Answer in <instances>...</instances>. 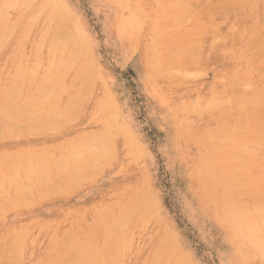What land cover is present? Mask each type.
Instances as JSON below:
<instances>
[{
    "label": "rangeland",
    "instance_id": "374dc122",
    "mask_svg": "<svg viewBox=\"0 0 264 264\" xmlns=\"http://www.w3.org/2000/svg\"><path fill=\"white\" fill-rule=\"evenodd\" d=\"M11 1L14 6L9 4V0H0L1 9V5L5 7L6 3L10 5L9 7L13 6L11 8L7 7L9 9L7 12L3 11L9 16H6L7 20L5 15L1 18L3 14L0 11V19L5 20L0 22V34L3 32L6 36L5 38L2 35L3 37L1 36L0 40V102L3 99L7 103L14 101L13 104L17 105L18 110L20 107L25 110L24 107L22 108L24 104L29 107L25 106L27 111L29 109L32 111L36 107L35 112L31 116L40 113L41 115L31 117L37 120L32 121L31 119L32 123L34 122L33 124L35 122L38 123L33 125V127L37 126V128L34 127L33 129L37 130L40 128L38 131L43 130L41 133L44 134L41 135V133L33 131L29 127L32 131L29 128L27 129L32 135L22 137V134H24L23 129L26 130V128L21 129L20 123L17 132L16 126L13 127L15 128L14 130L11 127L13 124L4 122L6 118L3 119L2 123L0 122L2 129L0 130V137L6 135L5 137L8 138L5 140L3 136L4 140L0 139V157L2 154L4 157L6 156V159L0 160V185L4 186L5 190L8 191L6 193L7 191H4V187L0 189V264H68V262H72V259L77 261V264H88L91 257L92 261H95V263L93 261V264H106L104 260L107 259V254L114 250L111 249V244L109 245L108 243L114 242H117L113 244L116 246V254L114 250L113 254L109 255H117L116 263L113 261L115 255L111 259L115 264H170L173 262L176 264V262L180 263L181 256L183 257V264H244L238 255L239 252L231 241L228 228L221 224L212 213L209 192L202 178L201 165L199 164L201 162L200 159L203 161V158L205 159L213 154L226 156L233 147L237 149L235 152L239 153L230 164L233 168L242 170L244 156H254L255 160L257 157L259 158L258 153L262 157L261 159L259 158L260 160H257V158V161H254L255 172L257 173L258 168L264 167V148L258 147L253 143H248V145L246 143L243 147L248 146L247 150L244 149V152H242L241 146L244 143L232 146L226 139H223L226 131L237 128L240 132H244L264 124V101L261 100L260 102L259 99L263 97L261 94L264 95V0H190V2L181 0L185 4H182L184 7L176 4L180 2L178 0L176 3H174L175 0H46L49 3H45V0ZM24 1L31 3L27 2L28 8L26 7L27 5L21 7ZM162 3L164 5H161ZM167 3H169V6ZM45 6L46 8H44ZM161 9L162 11H160ZM170 12L174 13V18H177H175L176 21H173L175 19ZM52 13L54 14L52 15ZM183 13L187 14V20L183 19ZM37 14H40L41 18H38ZM64 14L69 18L66 20L69 25L62 23L64 21L63 18H65ZM34 15L37 18H34ZM61 16L62 18H60ZM154 16H156L158 23H156ZM177 16L182 18L179 17L178 19ZM163 17L166 19H163ZM153 20L156 23L154 26H152ZM37 22L40 23L38 24ZM61 23L63 26L66 24L69 27H62ZM46 25H49L50 28ZM57 26L59 28L61 26L62 30L60 31H63V28H67L66 31L69 29L66 33L65 31H63L64 33L61 32L63 39L67 35L73 34V32L75 38L72 37L68 41L67 38L69 37L67 36V44H65V41H63L64 43L55 41V43H59L56 49L55 43L53 44L52 42L53 37H50V32L56 28L58 30ZM4 28L8 30L9 36L6 35V32V34L4 33ZM11 28H15L14 31ZM154 28L155 30H153ZM44 30L47 31L45 32ZM9 31L13 32L9 34ZM153 31L154 33L157 31V37ZM187 34H189V37ZM151 36L153 40L156 38L154 40L156 45L157 43L161 45H157L159 48L155 47V43L152 45L150 42L153 41ZM40 40L43 43L42 51L40 50L42 52L41 56L40 53H37L39 51L38 48H41L39 46L41 45ZM77 40L80 45L84 46L82 48L83 50L85 49L84 54L81 53V46ZM71 43L75 44L76 48L73 49L74 46ZM52 45H54V49H59L56 51L55 57L52 55L54 50L51 47ZM153 46L155 47V53L153 52ZM48 47L52 49L50 50ZM77 47L80 54L78 50V53L75 50ZM161 48L165 51H162ZM188 48H193V50L189 52ZM60 49L64 51L63 55L62 51L59 53ZM72 49L76 51L75 54L71 51ZM175 49L178 51L175 52ZM156 50L158 53H156ZM69 53L72 55L70 56ZM175 53L178 55H175ZM73 55L77 57L74 56L73 58ZM157 55L160 63L157 62L159 61L158 58H155ZM59 56L61 59L64 58L62 59L63 65H60V62L57 63L58 60L60 61ZM34 58L35 61H33ZM37 58L41 61V65L36 62ZM76 58H79L78 61ZM51 62L52 64L53 62L55 63L54 67H51ZM66 62H70L68 63L69 65ZM34 63L40 65L38 69L36 68L38 66H35ZM46 63L50 64L47 65ZM56 63L62 67L60 68ZM18 64L21 67H18ZM162 64L165 67L167 66L166 69L165 67L163 68ZM68 66H70L71 70L69 68L67 72L66 67ZM30 71L31 73H36V78L32 76L34 74L31 75ZM55 71L58 72L56 73ZM167 71L169 74H167ZM84 72L86 74H83ZM40 73L42 75L47 73L46 75L50 81L46 75L44 77L46 76L47 78L42 81L44 77ZM23 75L26 76L23 78ZM31 76L34 77V80H30ZM79 76V80L76 81ZM231 76H234L233 81H231ZM237 76L240 80L236 79ZM23 79L24 82L22 81ZM59 79L64 81L60 80L61 83H59L58 87H54L55 91H53L51 86L57 85ZM237 80L242 83V86L241 83L238 84L236 82ZM37 81L38 83H43V85L40 83L39 85ZM45 81L46 83L48 82V85L44 84ZM72 81H76L73 86ZM29 82H32L31 85ZM22 83H24V86ZM235 83L238 85L235 86ZM217 84L218 86H215ZM13 85L18 87L19 91ZM37 85L42 87L45 85L44 88L46 90L52 89L53 92L50 93V96L48 95L50 100L45 99L48 91H44V88V90L39 87L36 88ZM224 85L227 86L224 87ZM230 86L232 88L235 86L238 92L236 93L235 89L232 91L229 88ZM216 87L217 90H214ZM15 88L19 94L22 92L21 96L17 94ZM37 89L39 91H36ZM229 89L232 95H229ZM249 94H258L260 97L256 96L257 98L253 100L250 98L255 96L249 97ZM6 95L11 100H8ZM19 96L20 99H17ZM58 96H60V100L57 99L59 98ZM210 98H214L212 101L216 102V104L219 101L218 105L221 102L223 104L225 101H231L230 105L229 103H224L223 105L221 104L222 106H217L218 110L216 104L214 107L213 102L209 100ZM72 99H75V101L73 100L72 102ZM256 99L259 100L256 101ZM28 100H32L33 103L31 102L30 105L29 101L28 104ZM68 102L70 108L67 107ZM208 102L213 108L206 106L209 104ZM6 104H0L3 110L11 107H6ZM239 105L241 106L239 107ZM64 107L69 109L67 110L69 113H66L65 116H63L65 113ZM192 107H194L195 113L194 111L192 112ZM21 109L20 111H22ZM46 111L49 112L47 113ZM57 111L59 114L56 113ZM74 111L78 114L75 117L72 115ZM0 112H2L1 109ZM52 112L55 115H52ZM59 115L61 119L58 121L60 123H63V119L71 121H64L66 125L63 124V127L58 130L59 127H55V124L59 125V122L56 120L57 122L55 121V123L54 118L55 116L58 118ZM16 116V121H14L16 117L15 119L13 118L14 116L12 117L16 125L21 120L23 125H27L30 121L27 119L30 115L25 116L29 120L28 122L24 121L26 120L24 117V119H19L18 121V117L21 116ZM46 116L47 120L49 119L48 116L50 118L53 116L52 119L55 123L53 128L51 123H48V125H51L48 127L44 120ZM40 119L45 122L40 124L42 121ZM48 122L51 121L48 120ZM39 124L42 127H38ZM29 125L31 124L29 123ZM7 126L11 128L6 129ZM49 128H52L53 131L56 130V132L49 131L51 130ZM215 128L217 131L214 130ZM101 129L104 130L100 132L99 130ZM117 129H119L118 132ZM44 131L52 134L46 135ZM12 132L17 134L21 132L22 134L19 136L15 133L11 135ZM34 132L39 135H35ZM102 132L104 136L101 134ZM108 133L113 137L116 135L115 140H113L115 145L112 140V144L108 143L112 139ZM95 135H98L97 137L100 139L96 138ZM207 135L212 136L209 139L210 141H207L209 138ZM93 136L97 141L104 140L101 143L106 145L101 146L98 143L100 141L96 142V140V144L91 143L89 140ZM216 138L218 141H222L216 144ZM108 139L109 141L107 142ZM80 140L82 145H80ZM73 145L84 154L81 157L80 151L77 150L80 154H78L76 159L79 158L78 162L81 170V173L79 172L80 175L79 173L77 175L82 176L81 179L78 176L75 179L70 176L67 179L69 183L66 182L62 185H60V182L55 183L57 180L52 179L54 183L50 179L47 181L52 186H54L53 184H58L56 186L58 187L57 191L60 190L61 195L58 194L59 192L56 194L53 191L55 193L54 196L46 197L45 195H50L52 191L45 190L43 192V188L36 187L38 184L37 179L30 183L32 184V191L28 189L30 184L27 188L28 191H26L28 193L31 191L33 195L32 193L28 195L25 191L24 193L21 192L23 191L22 187H20L19 194H17L15 189L18 187L10 185L9 190V184L3 181L5 179L4 174L7 176L11 172L10 168L12 171L16 169L25 171V169H32L33 167L36 172L39 171L36 162L43 160L46 163L47 158L48 164H46L50 168L47 166L48 169L46 171H49L53 167L52 164L55 159L58 160L64 157L68 160L70 154H72L70 153V148H75ZM85 145H88L87 147L91 146V150H95L96 146V149L105 148L108 155L103 158L102 154L105 151L101 149L102 154H100L99 149L96 151V155L99 158L95 162L100 164L96 165L94 163L98 166L96 167L91 163L96 167L95 171L91 170L90 166L92 157L95 159V151H92L93 155L91 153H86L88 155H85V149L81 148ZM93 145L96 146L93 147ZM110 145L114 148L111 149ZM60 147L62 149L61 152L65 155L63 157L60 154ZM107 149L109 152H107ZM44 150L48 152L47 157L45 156L47 153L45 154ZM86 150L88 152L89 149ZM42 151L44 155H42ZM13 152H15V155H13ZM28 152L34 154H31V156ZM256 152H258L257 156L254 155ZM50 155L53 156L50 157ZM8 156L12 157L14 160L12 163H15V165L9 164L11 159ZM86 156H89L91 160L89 161ZM83 157L89 162L88 166H86L89 170L86 175L84 166L81 168V160L82 162L85 160L82 159ZM109 158L111 160H108ZM237 158L243 159L241 161ZM24 160H26V163ZM27 160H31L28 162L29 164ZM11 165L15 167L12 168ZM23 167L25 168L22 169ZM77 182L79 183L78 187H76ZM71 184L73 190H70ZM74 184L75 186H73ZM49 186L48 188H51ZM59 186L62 189H59ZM36 188L40 192V197ZM41 195L46 197V199L41 197ZM139 198L141 199L140 201H138ZM131 200L135 204H132ZM129 201L130 204H127ZM138 202L142 205H139ZM136 204L139 205V208ZM134 205L137 209L134 208ZM150 208L153 209V212ZM132 210L136 211L133 212ZM122 211L124 215L127 213L125 216H132L131 221L126 217L128 222L130 221V224L126 226L125 224L128 222L123 219L125 216H123ZM148 217L149 219H147ZM100 218H103L101 219L103 221H100ZM116 219L118 222H116ZM123 220L127 223H124ZM98 221H100V224H98ZM112 224L119 227L115 226L114 228ZM109 229L113 232L112 234ZM118 230L121 232L118 233L119 236H115ZM166 233L168 234L166 235ZM105 237H107L108 242ZM115 237L118 238L116 239ZM72 238L75 240L72 241ZM110 239L113 242H109ZM72 242H75V244H71ZM67 245H74V249L76 248L75 250L78 251L80 248L86 247V249H83V253H81L82 249H80L79 253L76 251L75 255L73 253L74 249L73 251L70 250L72 247L70 246L71 248H69ZM121 245L122 248H120ZM126 245L129 249L125 247ZM108 249L109 252L106 254ZM67 250L70 253H67ZM71 251L75 257L71 256ZM85 251L86 253H84ZM102 251L106 256L102 254ZM66 253L69 255L68 257H66ZM77 255L84 258L82 260L74 259L76 257L81 258ZM152 255L154 256L152 257ZM63 258L65 261L62 260ZM108 258L111 257L108 256ZM177 258L180 259L178 260ZM111 260L109 259L107 262ZM75 261L73 262L75 263ZM92 261L89 264H92Z\"/></svg>",
    "mask_w": 264,
    "mask_h": 264
},
{
    "label": "bare ground",
    "instance_id": "6f19581e",
    "mask_svg": "<svg viewBox=\"0 0 264 264\" xmlns=\"http://www.w3.org/2000/svg\"><path fill=\"white\" fill-rule=\"evenodd\" d=\"M46 1V0H45ZM44 1V2H45ZM52 1V0H51ZM156 1H158V0H156ZM178 1H180V2H177V0H175V2L174 3H176L177 5H181V6H183L184 7V2L183 1H189L190 2V0H183V1H181V0H178ZM244 1V0H243ZM8 2V1H7ZM25 3H27V2H29V1H24ZM23 2V4H22V6L21 7H23V6H25V5H27L26 7L28 8V3L27 4H25ZM39 2V1H38ZM43 2V3H44ZM169 2V1H168ZM183 2V3H182ZM14 3H16V1H14ZM30 3V2H29ZM42 3V2H41ZM45 3H49V2H45ZM164 3V2H163ZM161 4V5H164V4ZM171 3V2H170ZM180 3V4H179ZM187 3V2H186ZM6 4H7V6H6ZM5 4V7H6V9H4L5 7H3L2 5H1V7H2V9L0 8V11H2V14H3V16L1 17V14H0V17L1 18H3L4 17V15H5V19L7 18V17H9L8 15H7V13H3V11L4 12H7V10H9L8 8H11V7H13L14 6V4H12V1L11 0H9V4H11V5H13V6H11V7H9L10 5H8V3H6ZM18 4V3H17ZM31 4V3H30ZM182 4H184V5H182ZM189 4V3H188ZM49 5V4H48ZM167 5L169 6V3H167ZM167 5H165L166 6V8H168L167 7ZM42 6V5H41ZM44 6V5H43ZM47 6V5H46ZM46 6L44 7V8H46ZM50 6V5H49ZM49 6H47V7H49ZM155 6H157V5H155ZM173 6V5H172ZM171 6V7H172ZM8 7V8H7ZM33 7V6H32ZM31 7V8H32ZM51 7V6H50ZM163 7V6H162ZM174 7V6H173ZM43 8V9H44ZM53 8V7H52ZM157 8H158V6H157ZM177 8V7H176ZM4 9V10H3ZM14 9H15V7H14ZM24 9V8H23ZM40 9H42V8H40ZM48 9V8H47ZM126 9V8H125ZM163 9V8H162ZM162 9L160 10V11H162ZM165 9V8H164ZM214 9V8H213ZM6 10V11H5ZM37 10H38V8H37ZM46 10V9H45ZM44 10V11H45ZM50 10V9H49ZM48 10V11H49ZM122 10H123V8H122ZM166 10V9H165ZM165 10H164V12H165ZM178 10H179V8H178ZM203 10H204V8H203ZM231 10V9H230ZM34 11V10H33ZM43 11V12H44ZM51 11V10H50ZM159 11V12H160ZM167 11V10H166ZM173 11V10H172ZM43 12H42V14H43ZM59 12V11H58ZM178 12V11H177ZM55 13V12H54ZM54 13H52V15L54 14ZM145 13V12H144ZM143 13V14H144ZM161 13V12H160ZM170 13H172V12H170ZM58 14V13H57ZM56 14V15H57ZM117 14H118V12H117ZM32 15V14H31ZM51 15V14H50ZM65 15V14H64ZM159 15V14H158ZM165 15V14H164ZM163 15V16H164ZM167 15V14H166ZM171 15H173L172 17L174 18V13H172ZM184 15V16H183ZM7 16V17H6ZM35 16V15H34ZM33 16V17H34ZM37 16H38V18H41L40 17V14H37ZM37 16H35L34 18H37ZM45 16V15H44ZM43 16V17H44ZM160 16V15H159ZM182 16H183V19L184 20H187V18H188V16H187V14L185 15V13H183L182 14ZM56 17H59V16H56ZM67 17V18H66ZM150 17V16H149ZM155 17V19H156V16H154ZM167 18H168V16H166ZM178 17V19H179V17L180 16H177ZM47 18V17H46ZM60 18H62V16L60 17ZM130 18V17H129ZM176 18V17H175ZM174 18V19H175ZM180 18H182V17H180ZM192 18V17H191ZM190 18V19H191ZM214 18V17H213ZM29 19V18H28ZM49 19V18H48ZM48 19H46V20H48ZM64 19V21L62 22V23H66V24H68L67 22L68 21H66V20H68L69 18H68V16H66L65 15V18H63ZM163 19H166V18H164L163 17ZM177 19V18H176ZM176 19L175 20H173V21H176ZM193 19V18H192ZM243 19V18H242ZM7 20V19H6ZM29 20H33V19H29ZM37 20H39V19H37ZM54 20V19H53ZM259 20V19H258ZM264 20V19H263ZM1 21H5V20H2V19H0V22ZM9 21V20H8ZM7 21V22H8ZM70 21V20H69ZM154 21L155 20H153V25L152 26H154L156 23H158V21H157V19H156V23H154ZM161 21V20H160ZM164 21H166V20H164ZM232 21V20H231ZM11 22V21H10ZM58 22H60V21H58ZM38 23V22H37ZM40 23V22H39ZM38 23V24H39ZM42 23V22H41ZM44 23V22H43ZM48 23H49V21H48ZM62 23H61V26L62 27H65L66 26V24H65V26H63L62 25ZM70 23V22H69ZM173 23V22H172ZM176 23V22H175ZM6 24V23H5ZM9 24V23H8ZM32 24V23H31ZM59 24V23H58ZM233 24H235V23H233ZM10 25V24H9ZM69 25V24H68ZM3 26V25H2ZM26 26V25H25ZM43 26V25H42ZM47 26V25H46ZM49 26V25H48ZM47 26V27H48ZM50 26H51V24H50ZM50 26H49V28H50ZM61 26H60V28L58 27V30H57V28L55 29V30H53V31H51L50 32V34H51V36L50 37H53V44L55 43V41H60L61 43H64L63 41H65V44H67V40L68 41H70V39L72 38V37H74L73 36V34H74V32H73V34H69V38H67V36L65 37V39H63L62 38V33L61 32H63V31H65V33L69 30H67L66 31V29L69 27V26H66L67 28L65 29V28H63V31H60V30H62L61 29ZM71 26V25H70ZM132 26V25H131ZM151 26V27H152ZM4 27V26H3ZM2 27V28H3ZM8 27V26H7ZM27 27H28V25H27ZM35 27V26H34ZM54 27V26H53ZM9 28V27H8ZM42 28V27H41ZM44 28H45V25H44ZM44 28H42V29H44ZM11 29H13V31H14V29L15 28H11ZM11 29H9V30H11ZM28 29V28H27ZM71 29V28H70ZM5 30H7V29H5L4 28V33L6 32H8V30L7 31H5ZM47 30H49V29H47ZM46 30V31H47ZM153 30H155V28L153 29ZM2 31V30H1ZM12 31V32H13ZM45 31V30H44ZM45 31V32H46ZM73 31V30H72ZM164 31V30H163ZM165 31H167V30H165ZM216 31V30H215ZM263 31H264V29H263ZM12 32H10L9 31V34H11ZM70 32V31H69ZM137 32V31H136ZM158 32H159V30H158ZM232 32V31H231ZM5 33V34H6ZM48 34H49V32H47ZM47 33H45L46 35H47ZM64 33V32H63ZM153 33H154V31H153ZM161 33V32H160ZM220 33V32H219ZM22 34V33H21ZM42 34V33H41ZM68 34V33H67ZM133 34V33H132ZM155 35H156V37H157V31H156V33H154ZM213 34H215V33H213ZM2 35H4L3 34V32H2V34H0V40H1V36ZM7 36H9L8 35V33L6 34ZM44 35V34H43ZM64 35V34H63ZM189 34H187V36H188ZM217 35V34H216ZM264 35V34H263ZM5 36V35H4ZM76 36V35H75ZM154 36V35H153ZM159 36H160V34H159ZM225 36V35H224ZM3 37V36H2ZM38 37V36H37ZM40 37H42L41 35H40ZM44 37L46 38V36L44 35ZM64 37V36H63ZM77 37V36H76ZM155 37V36H154ZM189 37V36H188ZM264 37V36H263ZM262 37V38H263ZM5 38H6V36H5ZM43 38V37H42ZM44 38V39H45ZM66 38H67V40H66ZM75 38V37H74ZM160 38H162V37H160ZM219 38V37H218ZM224 38V37H223ZM4 39V38H3ZM8 39V38H7ZM7 39H5V40H7ZM43 39V40H44ZM51 39V38H50ZM61 39H63V40H61ZM151 39H152V36H151ZM156 38H154V40H155ZM153 40V39H152ZM153 40V41H154ZM260 40V39H259ZM4 41V40H3ZM37 41V40H36ZM35 41V42H36ZM41 41V40H40ZM76 41V40H75ZM75 41H74V43H75ZM153 41H150L151 43H152V45L155 43V41L153 42ZM44 43H45V41H43ZM77 42H78V44H79V41L77 40ZM77 42L75 43V44H77ZM160 42V41H159ZM183 42V41H182ZM260 42V41H259ZM1 43H2V41H1ZM50 43V42H49ZM150 43V44H151ZM161 43V42H160ZM255 43V42H254ZM41 45H39V46H41V48L39 47L38 49H39V51L37 52L38 54L40 53V56H41V49H42V46H43V43H42V41H41V43H40ZM57 44L59 45V43H55L54 45H55V47L57 46ZM72 44V46H74L73 47V49L74 48H76L75 46V44L73 45V43H71ZM51 45V44H50ZM54 45H52L51 47L54 49ZM80 45V44H79ZM78 45V46H79ZM155 45H156V43H155ZM154 45V46H155ZM157 45H158V43H157ZM155 46L156 48L158 47V46H161V45H158V46ZM212 45V44H211ZM248 45V44H247ZM0 46H1V44H0ZM49 46V45H48ZM81 46V53H83L84 52V50L82 49V48H84V46L83 45H80ZM79 46V47H80ZM83 46V47H82ZM153 46V52L155 51V47ZM163 46H164V44H163ZM252 46V45H251ZM58 47V46H57ZM57 47H56V49H57ZM60 47V46H59ZM62 47V46H61ZM256 47V46H255ZM49 48V47H48ZM51 48V49H52ZM72 48V47H71ZM159 48V47H158ZM214 48H215V45H214ZM213 48V49H214ZM1 49V48H0ZM35 49H36V44H35ZM34 49V50H35ZM46 49H47V47H46ZM50 49V48H49ZM49 49H48V51H49ZM50 49V50H51ZM56 49H54L53 50V52H52V55L55 57V55H56V51H58V50H56ZM71 50L74 54H75V52L78 50V47H77V49H75L76 51H74V50ZM184 49V48H183ZM189 49V48H188ZM187 49V50H188ZM195 49V48H194ZM254 49V48H253ZM41 50V51H40ZM159 50V49H158ZM161 50H162V48H161ZM164 50V49H163ZM162 50V51H163ZM193 50V48H191V49H189L188 51L190 52V51H192ZM33 51V50H32ZM61 51H62V55H63V50L62 49H60V52L59 53H61ZM70 51V50H69ZM79 51V50H78ZM78 51H77V53H78ZM87 51V50H86ZM157 51V50H156ZM165 51V50H164ZM176 51H178V50H176L175 49V52ZM185 51V50H184ZM34 52V51H33ZM160 52V51H159ZM168 52V51H167ZM186 52V51H185ZM194 52V51H193ZM193 52H191L192 54H193ZM211 52V51H210ZM35 53V52H34ZM50 53H51V51H50ZM155 53V52H154ZM156 53H158V51L156 52ZM174 53V52H173ZM186 53H188V52H186ZM195 53V52H194ZM243 53V52H242ZM241 53V54H242ZM70 54V53H69ZM69 54H68V56H69ZM79 54H80V51H79ZM79 54H77V55H79ZM84 54V53H83ZM160 54V53H159ZM158 54V55H159ZM172 54V53H171ZM179 54H181V53H179ZM192 54H191V56H192ZM46 55V54H45ZM61 55V54H60ZM61 55V56H62ZM72 54H70V56H71ZM157 55V57L155 56V58H158L159 56ZM174 55V54H173ZM175 55H178V54H176L175 53ZM194 55V54H193ZM209 55V54H208ZM242 55H244V54H242ZM34 56V55H33ZM37 56V55H36ZM49 56V55H48ZM53 56H52V58H53ZM57 56H58V54H57ZM67 56V57H68ZM74 56L75 55H73V58H74ZM80 56V55H79ZM83 56V55H82ZM171 56V55H170ZM60 57V56H59ZM63 57V56H62ZM75 57H77V56H75ZM252 57V56H251ZM47 58V57H46ZM69 58H71V57H69ZM69 58H67V59H69ZM72 58V59H73ZM81 58V57H80ZM88 58H90V57H88ZM41 59V58H40ZM55 59V58H54ZM57 60H58V58H56ZM62 59H64V58H62ZM61 59V57H60V61L58 60L57 61V63H59L60 65H63L62 63H63V60ZM77 59V58H76ZM79 59V58H78ZM78 59H77V61H78ZM91 59V58H90ZM48 60H49V58H48ZM48 60H47V62H48ZM53 60V59H52ZM153 60V59H152ZM158 60L159 61H157L156 59H155V61H157V62H159L160 63V59L158 58ZM183 60V59H182ZM21 61H22V59H21ZM21 61H20V64H21ZM33 61H35V58H34V60ZM62 61V62H61ZM70 61V60H69ZM73 61V60H72ZM71 61V62H72ZM37 63H40L41 61H39L38 60V58H37V61H36ZM50 62V61H49ZM55 62V61H54ZM53 62V64H52V62H51V67H54V63ZM74 62V61H73ZM152 62V61H151ZM156 62V63H157ZM35 64V66H38V67H36L37 69L39 68V66L41 65V63H40V65H38V64ZM56 63V64H57ZM67 63V62H66ZM68 63H70V62H68ZM67 63V64H68ZM76 63V62H75ZM170 63V62H169ZM20 64H18L19 66L18 67H21V65ZM47 64V63H46ZM48 64H50V63H48ZM47 64V65H48ZM66 64V65H67ZM154 64V63H153ZM33 65V64H32ZM53 65V66H52ZM58 65V64H57ZM60 65H58V66H60ZM64 65H65V63H64ZM69 65V64H68ZM157 65H158V63H157ZM165 65H166V63H165ZM165 65L163 66V64H162V66H163V68L165 67ZM168 65H170V64H168ZM34 66V67H35ZM72 66V65H71ZM73 66H74V64H73ZM159 66V65H158ZM17 67V68H18ZM32 67V66H31ZM48 67V66H47ZM51 67H49L50 69H51ZM62 66H60V68H61ZM160 67H161V65H160ZM167 67V66H166ZM166 67H165V69H166ZM41 68V67H40ZM44 68V67H43ZM58 68V67H57ZM56 68V69H57ZM63 68H65V67H63ZM67 68V72H68V69L70 68V66H68V67H66ZM84 68H85V65H84ZM87 68H89V67H87ZM20 69V68H19ZM25 69H27V68H25ZM29 69V68H28ZM50 69H48V70H50ZM53 69H55V68H53ZM11 70V69H10ZM15 70V69H14ZM18 70V69H17ZM16 70V71H17ZM59 70V69H58ZM70 70H71V68H70ZM69 70V71H70ZM32 71V70H31ZM31 71H30V73H31ZM34 71V70H33ZM46 71V70H45ZM85 71H86V69H85ZM159 71V70H158ZM169 71H171V70H169ZM35 72V71H34ZM34 72H32L31 73V75L32 74H34V75H32V76H35V78H36V73H34ZM52 72V71H51ZM56 72V71H55ZM58 72V71H57ZM56 72V73H57ZM168 72V71H167ZM17 73H18V71H17ZM22 73V72H21ZM29 73V74H30ZM50 73V72H49ZM16 74V73H15ZM41 74V73H40ZM44 75H46L47 73H43ZM83 74H86L85 72L83 73ZM167 74H169V72L167 73ZM166 73H165V75H167ZM172 74V73H171ZM19 75H20V73H19ZM42 75V74H41ZM44 75H42V77H44ZM54 75V74H53ZM52 75V76H53ZM56 75V74H55ZM59 75V74H58ZM160 75H162V74H160ZM21 76V75H20ZM24 76H26V75H23L22 77L24 78ZM30 77L31 79L30 80H34V77ZM47 76V75H46ZM44 77V78H42V81H44L43 79H46L47 77ZM81 76H82V74H81ZM163 76V75H162ZM169 76V75H168ZM168 76H167V78H168ZM235 76V75H234ZM234 76L232 77H230V78H232V80L231 81H233L234 79ZM21 77V78H22ZM62 77V76H61ZM160 77V76H159ZM241 77V76H240ZM13 78V77H12ZM33 78V79H32ZM53 78H54V76H53ZM79 78H80V76L78 77V79L76 78V81L77 80H79ZM181 78V77H180ZM229 78V79H230ZM236 78V77H235ZM82 79H83V77H82ZM236 79H238V80H240L239 78H238V76H237V78ZM20 80V79H19ZM36 80V79H35ZM39 80H40V78H39ZM48 80H49V77H48ZM48 80H46V81H48ZM53 80V79H52ZM60 80L61 79H59V82L57 83V85L55 84V83H53V84H55V85H53V87L51 86V88H53V91H55L54 90V87H58V85H59V83H61L60 82ZM238 80L236 81V82H238ZM245 80H247V79H245ZM14 81H15V77H14ZM23 82H24V79L22 80ZM46 81L44 82V84L45 85H48V82L46 83ZM50 81V80H49ZM61 81H64L63 79L61 80ZM76 81H74V82H76ZM217 81V80H216ZM242 82H244L243 80H241ZM32 82H34V81H32ZM32 82H29L30 83V85H31V83ZM54 82V81H53ZM73 82V81H72ZM72 83V86H73V84H75V83ZM179 82V81H178ZM235 82V81H234ZM233 82V83H234ZM245 82H247V81H245ZM15 83V82H14ZM37 83H38V81H37ZM40 84H41V82H39ZM38 83V84H39ZM217 83V82H216ZM228 83V82H227ZM226 83V84H227ZM239 83H241V82H238V84ZM23 84V86H24V83H22ZM22 84H21V86H22ZM39 84V85H40ZM91 84V83H90ZM231 84V83H230ZM236 85L235 86H237L238 84L237 83H235ZM29 85V86H30ZM41 85H43V83L41 84ZM44 85V86H45ZM228 85V84H227ZM227 85H224V87L225 86H227ZM15 85H13V87H14ZM44 86L42 87V86H38L37 85V87L36 88H42L41 90H44L45 88H44ZM71 86V87H72ZM215 86H218V84L217 85H215ZM235 86H234V88H232L231 86L229 87L232 91L235 89ZM241 86H242V83H241ZM256 86V85H255ZM258 86V85H257ZM12 87V86H11ZM16 87V86H15ZM50 87V86H49ZM61 87V86H60ZM70 87V88H71ZM149 87V86H148ZM17 89H18V87H16ZM16 88H15V90H16ZM23 88V87H22ZM44 88V89H43ZM50 88V89H51ZM84 88V87H83ZM220 88H222V87H220ZM241 88V87H240ZM13 89V88H12ZM49 89V88H48ZM44 90V91H48L47 93V98H45L44 96V98L45 99H48V100H50V98L48 97V95L50 96L51 94V92H53L52 91V89L51 90ZM56 89V88H55ZM228 89V88H227ZM228 90L229 92H230V94L229 95H232L231 94V90ZM237 89V88H236ZM236 89H235V91H236ZM256 89H258V87H256ZM14 90V91H15ZM27 90H29V89H27ZM57 90V89H56ZM90 90V89H89ZM214 90H217V87H216V89H214ZM17 91V90H16ZM18 91H19V89H18ZM17 91V94H19V92ZM20 91H22V90H20ZM36 91H39V89H37ZM43 91V92H44ZM253 91V90H252ZM260 91V90H259ZM42 92V91H41ZM62 92H64V90H62ZM61 91H60V93H62ZM238 91H236V93H237ZM240 93H241V91H239ZM243 92V91H242ZM261 92H263L262 90H261ZM11 93V92H10ZM15 93V92H14ZM88 93V92H87ZM156 93V92H155ZM226 93H227V91H226ZM240 93H239V97H240ZM63 94V93H62ZM228 94V93H227ZM0 95H1V93H0ZM20 96L22 95V92H21V94H19ZM245 95V94H244ZM8 96H9V94H8ZM8 96L6 95V97H7V99L8 100H11V99H9L8 98ZM15 96V95H14ZM17 96V95H16ZM20 96L19 97H17V99H20ZM77 96H79V95H77ZM76 96V97H77ZM84 96V95H83ZM234 96V95H233ZM253 96H255V97H253ZM259 98L260 96L258 95V94H256V95H254V94H249V97H253V98H250V99H255V98H257V97ZM261 96H263V97H260L259 99H260V102H261V100L262 101H264V95L263 94H261ZM53 97V96H52ZM51 97V98H52ZM59 98H57L58 100H60L61 98H60V96H58ZM216 97V96H215ZM236 97V96H235ZM28 98H30V97H28ZM27 98V99H28ZM33 98V97H32ZM31 98V99H32ZM78 98H80V96L78 97ZM262 98V99H261ZM3 99V98H2ZM34 99V98H33ZM32 99V100H33ZM37 99V98H36ZM43 99V98H42ZM41 99V100H42ZM77 99V98H76ZM111 99V98H110ZM171 99V98H170ZM214 98H210L209 100H213ZM240 99H241V97H240ZM258 99V100H259ZM6 100V99H5ZM32 100H28L27 101V103L29 104V101H30V105H31V102H32ZM47 100V101H48ZM73 100L75 101V99H72L71 101L73 102ZM231 100H232V97H231ZM230 100V101H231ZM257 99H256V101H258ZM3 101H4V99H3ZM2 101V102H3ZM12 101H13V98H12ZM19 101V100H18ZM34 101V100H33ZM37 101V100H36ZM35 101V102H36ZM39 101V100H38ZM84 101V100H83ZM210 101V102H211ZM215 101V100H214ZM223 101V100H222ZM228 101V100H227ZM230 101L229 102H223V104L224 103H229V105H230ZM0 102V104L2 105H4V104H6L7 102ZM14 102V101H13ZM13 102H11L10 103V101H9V103H7L6 104V107H8V106H11V107H9V108H7V109H4L3 110V108H2V106L0 105V109L2 110V112H4V113H2V112H0V115H2L1 117H0V122L2 123L4 120L3 119H5L6 121H4V122H8V123H10V124H13V126H11L12 127V129H14L15 130V128H13V127H15L16 126V131L18 130V126H20V124H21V129H23V128H26V130L25 129H23V133L24 134H22L21 132H20V134H17V133H15V132H12V134L11 135H13L14 133L17 135V136H19V135H21L22 134V137L24 136V137H26V136H29L30 134L32 135V133L30 132L29 133V129L30 128H37V126H34L33 127V125H36V123L37 122H35V124H33L32 123V121H35L36 120V118H31V117H33L34 115H36L37 117L38 116H40L41 115V113L40 114H33V116H31L32 115V113H34L35 112V110H36V107H35V109H33L32 111H30L31 109H29L28 111H27V109H26V107L27 108H29L28 107V105H25L24 104V106H22V108L24 107L25 108V110H22L21 109V107L19 108V110L17 109L18 107H16L14 104H13ZM40 102V101H39ZM46 102V101H45ZM70 102V101H69ZM69 102H68V106L67 107H69L70 108V106H69ZM72 102H70V103H72ZM77 102V101H76ZM78 102H79V99H78ZM213 102V101H212ZM33 103V102H32ZM47 103V102H46ZM45 103V104H46ZM84 103V102H83ZM82 103V104H83ZM197 103V102H196ZM209 103V102H208ZM255 103V102H254ZM11 104V105H10ZM12 104H13V106H12ZM43 104H44V102H43ZM77 104V103H76ZM80 104H81V102H80ZM183 104V103H182ZM194 104V103H193ZM192 104V105H193ZM198 104V103H197ZM213 104H214V107H215V104H216V102L214 103L213 102ZM219 104V101H218V103L216 104V108L219 110V108L217 107V106H220L221 104H222V102H221V104L220 105H218ZM222 104V105H223ZM245 104V103H244ZM22 105H23V103H22ZM199 105V104H198ZM221 105V106H222ZM246 105V104H245ZM244 105V106H245ZM26 106V107H25ZM51 106V105H50ZM49 106V107H50ZM187 106V105H186ZM207 107L208 106H210V108L212 107L213 108V106H211L210 105V103L208 104V105H206ZM237 106H238V104H237ZM241 105H239V107H240ZM14 107V108H13ZM15 107H16V109H15ZM67 107L65 108V113L64 112H61V113H64V115L63 116H65V114L66 113H69V112H67V110H69V109H67ZM82 107V106H81ZM168 107V106H167ZM229 107V106H228ZM31 108V107H30ZM40 108V107H39ZM75 108H77V107H75ZM205 108V107H204ZM209 108V109H210ZM20 109L24 112L23 114H22V111H20ZM192 109V112L194 111V107H192L191 108ZM44 110V109H43ZM48 110H49V108H48ZM186 110V109H185ZM204 110H206V109H204ZM221 110V109H220ZM37 111H38V107H37ZM51 111V110H50ZM77 111V110H76ZM76 111H74V113L76 112ZM203 111V110H202ZM207 111H209V112H212V111H210V110H207ZM206 111V112H207ZM224 111V110H223ZM28 114H27V113ZM42 112V111H41ZM47 112V111H46ZM49 112V111H48ZM47 112V113H48ZM198 112H200L199 110H198ZM2 113V114H1ZM30 113V114H29ZM36 113H38V112H36ZM46 113V114H47ZM56 113H58V111L56 112ZM71 113V112H70ZM72 113V115H74V117H75V115L77 114V113ZM194 113H195V111H194ZM193 113V114H194ZM25 114V115H24ZM46 114H44V115H46ZM59 114V113H58ZM16 115H20L21 117H18V121H19V119H24L25 118V116L26 115H30L29 116V118H27V119H29L30 121H31V119H32V121L30 122L29 120H27L26 118V120H24V121H26V122H28V124L27 123H25V124H27V125H23L21 122H23L22 120L20 121V122H17V124L18 125H16V123L15 122H13V120L15 119V117H16V119L14 120V121H16L17 120V116ZM22 115H24L23 117H22ZM52 115H55V114H53V112H52ZM78 115V114H77ZM115 115V114H114ZM4 116V117H3ZM10 116V117H9ZM14 116V117H13ZM14 119H13V118ZM27 117V116H26ZM49 117V119L48 120H50L51 122H48V120H47V116L45 117L46 119H44L45 121H46V123H47V125H48V123H51V125H52V128L54 127V125L53 124H55L58 120H60L61 118H60V115H59V117L57 118L56 116H55V118H57V119H55L54 118V122H53V119H52V117L50 118V116H48ZM70 117H71V115H70ZM178 117V116H177ZM7 118H9V119H7ZM64 118V117H63ZM65 119H67V118H65ZM40 120H42L41 122H40V124L41 123H43V122H45L43 119H40ZM67 120H69V119H67ZM67 120H64L63 119V123H60V121H58L59 122V125H56L55 124V127L56 126H58L59 128H58V130L60 129V127H63L62 125L64 124V121L66 122ZM37 121V120H36ZM69 121H71V120H69ZM68 121V122H69ZM103 121V120H102ZM181 121V120H180ZM192 121V120H191ZM20 123V124H19ZM29 123L31 124V125H29ZM4 124V123H3ZM38 124V123H37ZM40 124L38 125V127H42V125L40 126ZM45 124V123H44ZM4 125H6V124H4ZM46 125V124H45ZM51 125H48V127L49 126H51ZM64 125H66V124H64ZM112 125V124H111ZM110 125V126H111ZM117 125V124H116ZM174 125V124H173ZM183 125V124H182ZM23 126V127H22ZM26 126V127H25ZM28 126V127H27ZM102 126V125H101ZM118 126V125H117ZM227 126V125H226ZM225 126V127H226ZM10 127V126H9ZM8 126H7V128L6 129H8L9 128ZM10 127V128H11ZM30 127V128H29ZM44 127V126H43ZM47 127V126H46ZM45 127V128H46ZM47 127V128H48ZM27 128H29V129H27ZM45 128H44V130H45ZM46 128V129H47ZM52 128H49V129H51V130H49V131H53V129ZM105 128V127H104ZM108 128V127H107ZM12 129H10V130H12ZM32 129H30V131H32ZM38 129H40V128H38ZM38 129L37 130H35V129H33V131H36V132H39L38 131ZM0 130H2L1 129V126H0ZM102 130H104V129H101V130H99L100 132L102 131ZM108 130V129H107ZM118 130L119 129H117V132H118ZM215 131H217L216 130V128L214 129ZM20 131V130H19ZM48 131V132H49ZM55 132H56V130H54ZM54 131H53V133H54ZM97 131V130H96ZM213 131V130H212ZM7 132H8V130H7ZM18 132V131H17ZM25 132H27L26 134H25ZM41 132H43V130L42 131H40L39 133H41ZM45 132V131H44ZM46 132H47V130H46ZM45 132V134L46 135H49V133H51V132H49V133H46ZM105 132V131H104ZM107 132V131H106ZM2 133V132H1ZM35 133V132H34ZM33 133V134H34ZM37 133H35V135H36ZM44 133H41V135H43ZM52 134V133H51ZM95 134V133H94ZM93 134V135H94ZM102 135H103V132L101 133ZM100 134V135H101ZM107 134V133H106ZM116 134V133H115ZM8 135V134H7ZM37 135H39V134H37ZM99 135V136H100ZM108 135L109 136H111V134L110 133H108ZM113 135V134H112ZM1 136H2V134H1ZM4 137L6 136V135H3ZM3 136L2 137H0V139L2 138V140H4L3 139ZM86 136H87V134H86ZM90 136V135H89ZM91 136H92V134H91ZM98 136V135H97ZM96 135H95V137L96 138H98ZM104 136V135H103ZM116 136V135H115ZM115 136L113 137V136H111L112 137V139H110V141H109V139L107 140V142L108 143H110V144H114V142H113V140H115ZM208 136V135H207ZM9 137V136H8ZM11 137V136H10ZM16 137V136H15ZM94 137V136H93ZM92 137V138H93ZM94 137V138H95ZM209 138H208V140L207 141H210L209 139L210 138H212V136H208ZM214 137V136H213ZM91 138V140H89L91 143H94V144H96V142H98V141H100V140H96V138L94 139H92ZM114 138V139H113ZM130 138V137H129ZM8 138H6L5 137V140H7ZM80 139V138H79ZM88 139H90V138H88ZM88 139H86V140H88ZM98 139H100V138H98ZM223 139H226L227 140V142L228 143H230L232 146H237V144H243L241 147H242V152H244V149H246L247 150V147H243L244 145H246V143H247V145H248V143H253V144H255L256 146H258V147H262V148H264V124L263 125H261V126H258V127H256L255 129H253V130H245L244 132H240L239 131V129H232V130H230V131H226L225 132V138H223ZM82 140V139H81ZM81 140H80V145H82L81 144ZM85 140V141H86ZM92 140H94V142H92ZM95 140H96V142H95ZM106 140V139H105ZM111 140H112V143H111ZM132 140V139H131ZM226 140H225V142H226ZM104 140H102L101 139V141L100 142H98L99 144H101V146H103V145H106V144H102L101 142H103ZM204 141V140H203ZM215 141H217L216 142V144L218 143L219 144V142L220 141H222V140H220V141H218L217 140V138L215 139ZM224 141V140H223ZM83 142V141H82ZM128 142H129V140H128ZM127 142V143H128ZM206 142V141H205ZM214 142V141H213ZM68 143V142H67ZM90 143V144H91ZM196 143H197V141H196ZM203 143V142H202ZM223 143V142H222ZM72 144H74V142H72ZM78 144H79V142H78ZM130 144V143H129ZM208 144V143H207ZM252 144V145H253ZM68 146H69V144H67ZM115 145V144H114ZM206 145V144H205ZM205 145H203V146H205ZM238 145V146H239ZM74 146V145H73ZM88 145H85V146H83V147H81L83 150L85 149V155H88V154H86V153H91V155H93V153H92V151H95V159H93V157H92V160L90 159V157L89 156H86L87 157V159H89V161L91 160V162H90V164L91 163H95L96 165H99L98 164V162H95L96 160H97V158H99V157H97V155H96V151L99 149L100 150V152H101V149H102V147L101 148H97L96 149V147L93 145V147H95V150H91V146H89V147H87ZM75 147V146H74ZM73 147V148H74ZM85 147H87V148H85ZM92 147V148H93ZM109 147V146H108ZM110 147H111V145H110ZM206 147V146H205ZM240 147V146H239ZM68 148H70V147H68ZM112 148H114V147H111V149ZM231 148V147H230ZM40 149H42V148H40ZM72 148H70V153H72V154H70V157L68 158V160L67 159H65L64 157H63V155H64V153H62L61 151H62V149H61V147H60V154H62V157L64 158H59L58 160H56L55 158V162H53V164H52V166L53 167H51V169H49V171H46L47 169H48V167L50 168V166L49 165H47L48 163V158H47V161H46V163H45V161H43L42 159H40V160H42V161H37L36 162V164H38L37 165V167H38V169H39V171H36L35 172V169H33V167H32V169H28L27 168V170L25 169V171L23 170V171H20V170H18V169H16V170H11V168H10V173H8L9 175H7V176H5V174H4V180L3 181H5V183H8L9 184V186H8V189L10 190V185H13V186H15V187H18V188H16L15 190H17L16 191V193L17 194H19V190H20V187H22V189H23V191H21V192H23L24 193V191H25V193H27L28 195L29 194H31L32 192V190H31V188H32V184H30L32 181H35L36 179L38 180L37 181V185H36V187L37 186H39V187H41V188H43L44 189V191L43 192H45V190H48V191H52L51 193H53V191L57 194L58 192V194L59 195H61L60 194V190H58L57 191V189H58V187H56V186H58V184L56 185V184H53L54 186H52V184H49V183H47V181H49V179H50V181L53 179V180H57V182H55V183H58V182H60V185H62V184H65L66 182L67 183H69L68 181H67V179H69V177L70 176H73L74 177V179H75V177L76 176H78L79 177V179H81V177L82 176H79L80 175V173H81V170H80V166H79V162H78V160H79V158L78 159H76L77 157H78V154H80L81 153V157L82 156H84V154L80 151V150H78L76 147L74 148V149H76V150H74V149H72ZM86 149H89L88 150V152H87V150ZM94 149V148H93ZM223 149V148H222ZM43 150V149H42ZM48 150V149H47ZM66 150V149H65ZM80 151V153L78 152V151ZM102 150H104L105 151V148H103ZM108 150V149H107ZM131 150V149H130ZM207 150V149H206ZM205 150V151H206ZM249 150V149H248ZM254 150V149H253ZM41 151V150H40ZM45 151V150H44ZM75 151V152H74ZM76 151H77V153H76ZM90 151V152H89ZM103 151V152H104ZM114 151V150H113ZM235 151H237V149H235V148H231V150H230V152H229V154L228 155H226V156H223V155H219V154H213V155H211V156H209V157H206L205 159L203 158V161H202V159H200L201 160V162H200V164L199 165H201V172H202V178L204 179V183H205V185H206V187H207V189H208V192H209V196H210V201H211V207H212V213H213V215L216 217V219L221 223V224H223L224 226H226L227 228H228V231H229V235H230V238H231V241H232V243H233V245H234V247H235V249H237V251L239 252V256L241 257L240 259L244 262V264H264V167H261V168H258V171H257V173L255 172V169H254V161H257V160H260L261 159V157H262V155L260 154V153H258V152H256V154L254 153V155L255 156H257V153H258V155H259V158L256 160H254V156L252 157V156H247V155H242V154H240V155H242V156H244V163H243V166L241 167V169L242 170H237V169H235V168H233L232 166H230V164H231V162H232V160L234 159V157L235 156H237V154L239 155V153L237 152H235ZM240 151H241V148H240ZM43 152V151H42ZM99 151H98V153H100ZM107 152H109V150L107 151ZM207 152H208V150H207ZM28 153H30V152H28ZM47 153V154H46ZM31 154H34V153H30L29 155H31ZM35 154H37L36 152H35ZM45 156L47 157V155H48V152L47 151H45ZM53 154V153H52ZM83 154V155H82ZM100 154H102V152L100 153ZM206 154V153H205ZM3 155V154H2ZM1 155V157H0V160L1 159H6V156L4 157V155L2 156ZM13 155H15V152H13ZM42 155H44V152H43V154ZM99 155V154H98ZM104 157L103 158H105V157H107L108 155L106 154V151L102 154ZM101 155V156H102ZM105 155H107V156H105ZM261 155V156H260ZM24 156V155H23ZM32 156V155H31ZM39 156V155H38ZM40 156H41V154H40ZM39 156V157H40ZM45 156H44V158H45ZM53 156V155H52ZM51 155H50V157H52ZM61 156V155H60ZM59 156V157H60ZM65 156V155H64ZM80 156V155H79ZM9 157V156H8ZM14 157V156H13ZM10 159H11V161L9 162V164L10 163H12L14 160L12 159V157H9ZM27 158H29V157H27ZM41 158H42V156H41ZM43 158V159H44ZM102 158V157H101ZM8 159V158H7ZM30 159H31V157H30ZM38 159V160H39ZM82 159H85V160H83V162H82V160H81V168H82V166H84V169H85V175L88 173L87 171H89L88 170V168L86 167V166H88V161H87V159L86 158H82ZM237 159H240L241 161H242V159L241 158H237ZM263 159V158H262ZM46 160V159H45ZM51 160H52V158H51ZM108 160H111V158H109ZM8 161H9V159H8ZM25 161V163H26V160H24ZM31 161V160H30ZM30 161H28L27 160V163L28 162H30ZM67 161V162H66ZM86 161V162H85ZM236 161V160H235ZM22 162V161H21ZM85 162V163H84ZM12 164H14L15 165V163H12ZM29 164V163H28ZM84 164V165H83ZM93 164H91L90 166H91V170H96V167H98V166H96L95 164H94V166H96V167H94L93 166ZM236 164V163H235ZM240 164V163H239ZM241 165V164H240ZM12 166V165H11ZM48 166V167H47ZM93 166V167H92ZM236 166V165H235ZM1 167H3V166H1ZM13 167H15V166H12V168ZM20 167H22V166H20ZM25 167H23L22 169H24ZM94 168V169H93ZM239 168V167H238ZM37 168H36V170H38ZM83 169V170H84ZM87 169V170H86ZM197 169H198V167H197ZM51 170V171H50ZM101 171H102V169H101ZM38 172V174H36ZM48 172V173H47ZM80 172V173H79ZM87 172V173H86ZM198 172H199V169H198ZM79 173V175H77ZM85 175H84V177H85ZM72 177V178H73ZM78 177H76V178H78ZM88 177V176H87ZM55 178V179H54ZM86 179V178H85ZM84 179V180H85ZM53 180H52V183H54L53 182ZM83 180V179H82ZM65 181V182H64ZM76 181V180H75ZM2 182V181H1ZM80 182V181H79ZM3 183V182H2ZM1 183V184H2ZM51 183V182H50ZM76 183V182H75ZM81 183V182H80ZM29 184H30V187H29ZM78 182H77V186L76 187H78ZM82 184V183H81ZM51 186V188H48V186ZM49 186V187H50ZM73 186H75V184L73 185ZM4 186H2V185H0V189L1 188H3ZM29 187V188H28ZM54 187V188H53ZM56 187V188H55ZM63 187V186H62ZM71 189L70 190H73V188H72V184H71ZM25 188V189H24ZM29 190H31V191H29V193L28 192H26V191H28V189ZM45 188H47V189H45ZM61 187L59 186V189H60ZM75 188V187H74ZM54 189V190H53ZM56 189V190H55ZM62 189V188H61ZM69 189V188H68ZM36 190H37V188H36ZM4 191L6 192L7 190H5V187H4ZM37 192H38V190H37ZM47 192V191H46ZM49 192V193H50ZM63 192H65V191H63ZM6 193H8V191L6 192ZM10 193V192H9ZM14 193H15V191H14ZM39 193L40 192H38V196H39ZM48 193V192H47ZM47 193H45V194H47ZM50 193V195H45L46 197H48V196H54V194L55 193H53V194H51ZM1 194V193H0ZM26 194V195H27ZM41 194H43V193H41ZM4 195V194H3ZM2 195V196H3ZM16 195V194H15ZM24 195V194H23ZM26 195H24V196H26ZM27 195V196H28ZM32 195H33V193H32ZM33 197V196H32ZM40 197V196H39ZM41 197H43V198H45L46 199V197H44V196H42L41 195ZM142 197V196H141ZM19 198V197H18ZM143 198V197H142ZM133 199V198H132ZM21 200V199H20ZM29 200V199H28ZM40 200H42L41 198H40ZM141 199L139 198V200L138 201H140ZM31 201V200H30ZM29 201V202H30ZM33 201V200H32ZM34 203H35V201H34ZM33 203V204H34ZM131 203L132 204H135V202H132V200H131ZM18 204V203H17ZM32 204V205H33ZM127 204H130V201H129V203L127 202ZM138 204H139V202H138ZM141 204V203H140ZM139 204V205H140ZM137 205V204H136ZM139 205H137V207L139 206ZM142 205V204H141ZM144 205V204H143ZM26 206V205H25ZM135 206V205H134ZM133 206V207H134ZM135 209H137L136 208V206L134 207ZM139 208V207H138ZM148 208V207H147ZM127 209H129V208H127ZM152 208H150V210H151ZM121 210H123V209H121ZM134 210V209H133ZM132 210V211H133ZM125 211V210H124ZM127 211V210H126ZM136 211V210H135ZM135 211H133V212H135ZM147 211V210H146ZM128 212V211H127ZM152 212H153V209H152ZM126 213V212H125ZM130 213V212H129ZM108 214V213H107ZM122 214H123V211H122ZM127 214V213H126ZM125 214V215H126ZM131 214V213H130ZM148 214V213H147ZM151 214V213H150ZM153 214V213H152ZM124 214H123V216H125ZM133 215V214H132ZM105 216V215H104ZM123 216H121V217H123ZM126 217H127V219L129 218L130 219V221H131V215H130V217L129 216H125V218H123V219H126ZM150 217V216H149ZM149 217L147 218V219H149ZM97 218V217H96ZM99 218V217H98ZM110 218H112V217H110ZM101 219H103V218H100L99 220L100 221H103V220H101ZM126 219V221L128 222V220ZM117 220V219H116ZM119 220H120V218H119ZM100 221H98L97 223L98 224H100ZM121 221V220H120ZM124 221V223H127V222H125V220H123ZM130 221L127 223V224H125V226L126 225H128V224H130ZM144 221V220H143ZM116 222H118V220L116 221ZM121 223V222H120ZM122 224H123V222H122ZM106 226V225H105ZM112 226H113V224H112ZM115 226L118 228L119 226H117V225H114L113 227L115 228ZM125 226H123V227H125ZM147 226V225H146ZM116 228V229H117ZM126 228V227H125ZM124 228V229H125ZM99 229V228H98ZM105 229H106V227H105ZM110 229H113V228H110ZM110 229H109V232H111V234L113 233L112 231H110ZM124 231V230H123ZM70 232H72V231H70ZM121 231L120 230H118L117 231V234H115V236H119V234L118 233H120ZM71 234V233H70ZM168 233H166V235H167ZM68 235V234H67ZM75 235V234H74ZM80 235V234H79ZM89 235V234H88ZM88 235H86L87 237H88ZM109 235H110V233H109ZM22 236H24L23 234H22ZM77 237H78V235H76ZM90 236V235H89ZM72 237V236H71ZM94 237V236H93ZM114 237V236H113ZM106 239H107V237H105ZM116 239L118 238V237H115ZM87 239H89V238H87ZM91 239V238H90ZM116 239H114L115 241H116ZM67 240V239H66ZM71 240V239H70ZM73 240H75L74 238H72V241ZM164 240V239H163ZM162 240V241H163ZM225 240H226V238H225ZM69 241V240H68ZM105 241V240H104ZM126 241V240H125ZM165 241V240H164ZM70 242V241H69ZM68 242V243H69ZM107 242H108V239H107ZM106 242V243H107ZM109 242H113V240L112 239H110V241ZM75 244V242H72L71 244ZM82 244H83V242H81ZM117 243V242H116ZM115 242L114 243H108L110 246H111V249H114L115 250V254H116V246H114L113 244H116ZM120 243V242H119ZM127 243H129V241H127ZM138 243V242H137ZM176 243V242H175ZM70 244V243H69ZM78 244H79V242H78ZM78 244H76V245H78ZM86 244V243H85ZM94 244V243H93ZM107 244V245H108ZM81 245V244H80ZM97 245V244H96ZM108 245V246H109ZM123 245V244H122ZM122 245H121V247L120 248H122ZM128 245H130V244H128ZM71 245H67V247H69V248H71L72 247V249H70V250H72L73 251V249H74V245H72L71 247H70ZM74 246V247H73ZM82 246V245H81ZM93 246V245H92ZM112 246H113V248H112ZM82 247H84V246H82ZM115 247V248H114ZM125 247H127L128 249H129V247L126 245ZM161 247V246H160ZM69 248H66V249H69ZM76 249V248H75ZM74 249V251H73V253L76 255V251H78V250H75ZM80 249H82V252L81 253H83V249H86V247L85 248H80ZM79 249V251L77 252V253H79L81 250ZM95 249V248H94ZM93 249V250H94ZM106 249V248H105ZM160 249V248H159ZM158 249V250H159ZM114 250H110L111 252L109 253V254H113V252H114ZM173 250H174V248H173ZM21 251H22V249H21ZM66 251V250H65ZM72 251H71V254H72ZM89 251H90V249H89ZM157 251V250H156ZM70 253V251L69 250H67V253ZM107 252H109V249L106 251V254H107ZM158 252V251H157ZM157 252H155V253H157ZM173 252V251H172ZM66 253V254H67ZM84 253H86V251L84 252ZM122 253V252H121ZM74 254H72L71 256H74L75 257V255ZM102 254H103V251H102ZM102 254H100L101 256H102ZM109 254H107L109 257H111V258H108V256H106L105 255V253L103 254L104 256H106V260H104V261H106V264H112V263H116V256L117 255H115V258L114 257H112V256H114V255H109ZM61 255V254H60ZM83 255H85V254H83ZM122 255V254H121ZM155 255V254H154ZM154 255H152V257L154 256ZM181 255V254H180ZM22 256V255H21ZM63 256V255H62ZM69 255L67 254V256L66 257H68ZM77 256H79V255H77ZM81 256H82V254H81ZM81 256H79V257H81ZM179 256V255H178ZM180 257V256H179ZM71 258H73V257H71ZM71 258H68V259H71ZM84 257H81V258H78V257H76V258H74V259H77V260H79V259H83ZM92 258V257H91ZM89 259V261L90 262H88V264L89 263H91V261H92V259ZM93 258H94V256H93ZM112 258H114L113 259V261L111 260ZM180 258H182V259H180ZM180 258H177L178 260L180 259L181 261H180V263L179 262H176V264H183L184 262L182 261L183 260V257L181 256ZM56 259V258H55ZM111 260V261H109V262H107V260ZM62 260H64V258L62 259ZM67 260V259H66ZM96 260V259H95ZM98 260V259H97ZM65 261V260H64ZM68 261V260H67ZM71 261V260H70ZM73 261H75V260H73L72 259V262L71 263H69L68 262V264H73L74 262ZM94 261V260H93ZM93 261H92V264H93ZM101 261V260H100ZM154 261V260H153ZM158 261V260H157ZM77 261H75V263L74 264H77L76 263ZM103 262V261H102ZM110 262H112V263H110ZM159 262V261H158ZM182 262V263H181ZM62 263H63V261H62ZM65 263H67V262H65ZM94 263H95V261H94ZM114 263V264H115ZM118 263V262H117ZM53 264V263H52ZM104 264V263H103ZM170 264H174V262L173 263H170Z\"/></svg>",
    "mask_w": 264,
    "mask_h": 264
}]
</instances>
